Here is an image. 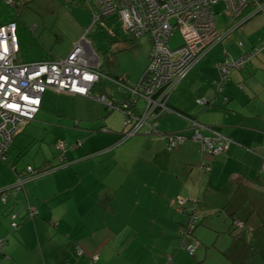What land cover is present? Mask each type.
Here are the masks:
<instances>
[{
	"label": "crops",
	"instance_id": "0c3cea01",
	"mask_svg": "<svg viewBox=\"0 0 264 264\" xmlns=\"http://www.w3.org/2000/svg\"><path fill=\"white\" fill-rule=\"evenodd\" d=\"M247 15L248 12H245L237 19L231 17L245 20V23L248 21ZM249 29V32L243 33L244 43L234 45V48L227 43L219 46L221 41L232 35L234 29L231 32L225 30L223 40L209 50L172 92L168 107L177 113L167 114L157 120V132L148 134L144 129L142 136L139 133L140 137L134 140L135 151L128 150L133 141L121 147L127 140L123 141L115 122L108 119L112 111L106 110L105 114L103 104L99 103L100 106L90 99L68 93L47 91L42 99L40 113L33 123L44 122L52 107H59L62 100L69 103L68 108L75 113H67L66 118L69 121L76 120L75 130L71 133L57 131L70 142L69 151L63 153L68 166L58 172L39 175L21 191L10 190L6 202L0 197V239L6 240V245L0 250V264H110L120 256L121 250L114 249L113 252L104 246L98 248L94 243H85L89 235L78 236V230L93 218L90 214L102 219L103 223L107 219L105 214L116 215L115 204L119 198L127 203L120 219L124 222L126 233L131 222L142 224L144 217L147 222L155 218L164 226L168 224L167 227L172 228L171 233L174 232V239L178 237V230L192 219V214L199 221L195 230L199 238L204 221L212 227V232L221 234L229 229L234 220H240L246 224L244 239H250L251 243L248 249L238 252L236 263L246 262L247 257H242L244 254L253 256L259 251L264 255V26H251ZM257 49L258 54L251 58L245 68L232 70L224 90L217 93L218 62L250 56ZM99 69L102 71L100 60ZM141 80L134 85L131 82L127 84L136 87ZM107 83L114 87L111 93L107 90ZM102 89L95 94L106 96L115 107L123 106L130 98L129 93L125 97L123 92L126 91H121L106 80ZM199 100L206 103L201 105ZM140 102L139 107L144 108ZM187 118L202 127L200 133L204 137H211L215 132L229 138L233 142L229 150L215 157L203 153L200 145L192 140L193 123ZM103 129L107 131L103 132ZM172 133L187 136L189 140L169 150L164 135ZM78 141L82 143L80 148L74 146ZM128 158L135 159L136 173L124 166ZM109 162L121 165V172L114 183L111 180L116 172L109 173L108 177L104 174L103 164ZM48 164L52 165L46 158L36 167ZM0 168L8 172L1 163ZM129 174L136 177L135 182ZM12 182V176L8 173L6 178H0V189L9 187ZM148 185L152 186V192L145 195L147 193L143 191ZM104 202L110 208L106 212L101 208ZM64 204H67L66 209L56 214ZM149 205L151 209L142 211L143 206ZM29 206H35L38 211L33 221L29 218ZM128 206L132 209L129 210ZM95 209H99L97 214ZM74 211L76 213L73 215ZM219 212L224 214L219 216ZM12 215H17V222L22 223V227L17 230L13 227ZM211 216L216 225L210 219L206 220ZM64 220L68 223L67 230L60 233ZM221 225L224 227L221 228ZM43 228L48 234L49 231L62 234L66 243L46 250L42 245ZM105 229L107 231L101 238L108 235L112 241V229L107 226ZM132 229L136 230L134 227ZM93 230L91 235L94 236L91 238L96 240L98 233ZM134 233L131 231L129 234L131 240ZM171 242L174 246L175 241ZM78 249L83 251L82 255H78ZM129 250L135 251V248H126L125 253ZM168 251L165 254H171V250ZM30 256L33 259H29ZM94 257H98L96 263L92 262ZM166 263L174 264V259L169 257Z\"/></svg>",
	"mask_w": 264,
	"mask_h": 264
},
{
	"label": "rangeland",
	"instance_id": "374dc122",
	"mask_svg": "<svg viewBox=\"0 0 264 264\" xmlns=\"http://www.w3.org/2000/svg\"><path fill=\"white\" fill-rule=\"evenodd\" d=\"M5 1L0 0V25L11 22H17L18 24V37L20 41L18 63L29 64L66 59L70 55L74 45L85 38L99 58L100 67L106 75L118 76L124 79L127 77L126 82H131L134 85L142 79L143 74L146 72L145 70H147L150 64L152 51L150 36L144 35L140 39H135L127 35L118 13H114L106 18L104 28L92 27L93 12L90 6L95 8V0H14L20 3L19 9L8 6ZM214 8L217 14L216 24L218 31L221 33V40L224 38L225 30H230L229 32H231L234 29L232 35L227 40L219 43L221 47L227 43L231 45V48H234V45L244 43V38H242L243 33L249 32L251 26H264V12L244 23L245 20H235L231 16L222 14L224 11L222 3L216 5ZM19 14L20 16H18ZM238 26L241 27L237 29ZM181 45L182 35L180 32L175 31L170 37L169 46L172 50H176ZM231 59L234 58H229L228 60ZM103 82L102 80V84ZM107 85V90L111 93L114 87L110 83H107ZM123 93L125 97H128V92ZM93 103L102 106L96 101ZM60 104L59 107H52L50 113L45 116L44 122L26 124L22 128V131L16 136L9 149L7 160L4 162L0 159V163L8 171L3 172L2 168H0V178H6L9 173L12 176V183L17 184L19 177H25L29 168L40 169L42 166H36L40 165L41 160L45 161L47 158L52 163V165L48 164V166H45L48 169H51V166L55 168L58 165L60 156L63 154L59 146L64 144L66 146L64 152L67 153L70 149V142H67V138H64L57 131H68L71 133L75 130L74 123L76 121H69V118H66L67 113L69 115L75 113V111H71L68 108L67 104L69 103L62 100ZM140 105L144 106L145 103L141 101ZM102 108L105 110V114H107L109 109H106L104 106ZM108 117V119L115 122L116 128L119 130L122 138L130 131L131 127L125 126L126 115L123 112L113 110ZM188 121L192 122L193 120L188 119ZM144 133L145 130H142L139 135L142 136ZM139 135L128 139L121 147L128 146L133 141L128 150H137L134 148V140L140 137ZM134 162V158H128V163L126 165L122 163V165L128 166L132 173H136V170H134L136 162L135 164ZM109 163L103 164L104 174L108 177L109 173L116 172L111 180V183H114L115 181L117 182L119 173L121 172V165ZM53 172H58V170H53ZM53 172H48L47 174ZM131 178L135 182L136 177L133 175ZM151 192L152 186H145L143 193L149 195ZM120 199L116 200V215L113 213L105 214L107 219L103 223L102 219L95 218V216L90 214L89 216L93 218L89 220V223H87L88 221L85 222V226L80 227L81 229L78 230V236L86 237V235H89V239L84 241L85 243H94L95 247L98 248L104 246V248L107 247L113 252L114 249L121 250L119 252L120 256L110 264H165L168 262L169 257L174 259V264H238L235 261L238 252L250 247V239H244L243 236L237 237L232 232L230 233L228 229L226 230L227 232L225 231L221 234L212 232L210 229L212 227L205 221L204 225L200 227V238L195 231L196 234L192 237L186 238L183 234L180 235L178 233V237L174 239V232L171 233L172 228L167 227L168 224L164 226V224L162 225L155 218H151L147 222L145 217L142 220V224L135 225L131 222L132 225L128 226V233H126L124 231V222H121L120 219L127 203L120 201ZM104 203L101 208L103 212H106L108 206ZM66 207L67 204L60 206L56 214H59ZM98 207L96 206V208ZM128 209H132L131 206H128ZM141 209L142 211L151 209V206H143ZM98 210L95 209L96 214ZM75 213L74 211L73 215ZM101 214L104 213L101 212ZM222 214L224 212H219L217 215L221 216ZM118 215H120V218H117ZM207 219H210L216 225L214 217L211 216ZM113 221L116 223V226ZM67 225V221L64 220L60 233H64V229L67 230ZM106 226L112 229V241L108 235L101 238L107 231L105 229ZM133 227L136 230L132 229ZM220 227L223 228L224 226L221 225ZM93 229L98 233L96 240H92L91 238L94 236L91 235ZM44 230L45 228H43L41 235L42 245L46 250L66 243L62 234H57L55 231H49L48 234L47 230L46 232ZM131 231L135 232L133 240H131L129 235ZM182 236L184 239H182ZM171 241H175L174 246ZM169 245L174 248L171 249ZM183 246L193 248L192 254L184 250ZM126 248H135V251L129 250L128 253H125ZM137 249L140 256H136ZM168 249L171 250V254L169 255L165 254L169 252ZM30 257L29 259H33V256ZM242 257H247L244 264H264V255L259 251H256L253 256H246L244 254ZM23 264L25 263L23 262Z\"/></svg>",
	"mask_w": 264,
	"mask_h": 264
},
{
	"label": "built area",
	"instance_id": "2783aa9c",
	"mask_svg": "<svg viewBox=\"0 0 264 264\" xmlns=\"http://www.w3.org/2000/svg\"><path fill=\"white\" fill-rule=\"evenodd\" d=\"M5 3L13 8L20 7L14 0H6ZM220 3L224 6L222 14L235 19L248 12L247 21L264 12V0H96L94 25L100 23L103 18L118 13L127 33L137 39L144 35L150 36L152 44L150 64L136 87L129 86L123 79L110 80L100 72L99 60L85 38L74 45L66 59L18 63L20 52L18 24L11 22L0 25V159L6 161L16 136L27 123L35 120L40 112L43 96L48 90L88 98L112 110L123 112L126 115L125 126L131 127L122 138L123 141L138 135L144 129L148 134L157 132L156 121L174 113L168 107L172 92L209 50L221 41L214 8ZM175 31L181 33L182 45L172 50L169 41ZM258 52L257 49L250 56L219 63L217 69L220 79L216 83L217 93H222L232 70L245 68ZM102 80H110L121 91L128 92L130 96L128 102L115 107L106 96L93 94L95 86ZM140 101L145 103L144 108L139 107ZM198 103L203 105L206 102L199 100ZM192 123L194 128L192 140L197 142L201 151L208 156L223 154L233 143L229 138L215 132L211 137H204L200 133L202 127L195 121ZM106 131L105 129L104 132ZM164 138L167 140L169 150H174L189 140L187 136L178 133L165 135ZM59 149L64 150L65 145L61 144ZM64 160V157L60 158L62 168L67 166L63 163ZM53 170H57V167L50 172ZM262 171L264 173V164ZM39 175L43 174L29 168L27 175L19 177L17 184L3 188L1 192L3 202L7 201L10 190L24 189L29 181ZM29 211L31 215L37 214L35 207H29ZM12 219H17V216L13 215ZM3 245V241L0 240V248ZM188 250L190 253L193 252V248Z\"/></svg>",
	"mask_w": 264,
	"mask_h": 264
},
{
	"label": "trees",
	"instance_id": "16d2710c",
	"mask_svg": "<svg viewBox=\"0 0 264 264\" xmlns=\"http://www.w3.org/2000/svg\"><path fill=\"white\" fill-rule=\"evenodd\" d=\"M19 3V2H18ZM20 4V3H19ZM91 7V10H92V12H93V14L94 13H96L97 12V9H96V7H97V4H96V0H95V8H93L92 6H90ZM16 9H19V7L18 8H16ZM110 16V15H109ZM109 16H107V17H109ZM106 17V18H107ZM106 18H103L102 19V21L100 22V23H97V24H93L92 25V27H96V28H104V26L106 25ZM17 23V22H16ZM125 30V29H124ZM126 32V31H125ZM127 33V32H126ZM127 35H130V36H132V37H134L135 38V36L134 35H132V34H129V33H127ZM135 39H137V38H135ZM138 39H140V38H138ZM19 46H20V41H19ZM58 60H60V59H58ZM54 61H57V60H54ZM226 60H223V61H220V62H218V64L219 63H222V62H225ZM53 62V61H52ZM250 62V61H249ZM248 65V64H247ZM246 65V66H247ZM216 69H217V66H216ZM99 71H100V69H99ZM100 72H102V71H100ZM217 72H218V69H217ZM103 73V72H102ZM104 74V73H103ZM218 74H219V72H218ZM105 75V74H104ZM145 75V74H144ZM107 76V75H106ZM144 77V76H143ZM110 80H119V79H123V80H125L124 78H119V79H113V78H111V77H108ZM143 79V78H142ZM219 79H220V76H219ZM110 80H106L107 82H110ZM104 82H103V84H102V82L99 84V85H97V86H95V88H94V90H93V94H95L96 92H98V91H103V89H102V87H103V85L105 84V80H103ZM219 81V80H218ZM217 81V82H218ZM216 82V83H217ZM112 83V82H111ZM113 84V83H112ZM49 91V90H48ZM96 95V94H95ZM97 96V95H96ZM88 99V98H87ZM110 111H113L112 109H110V108H108ZM41 110V109H40ZM174 111V110H173ZM160 111H158V113H159ZM40 113V112H39ZM38 113V114H39ZM174 113H177V112H175L174 111ZM37 114V115H38ZM37 117V116H36ZM35 120H36V118H35ZM35 120H33V121H31V122H29V123H27V124H31V123H33V122H35ZM104 130L105 129H103L102 131L104 132ZM232 145V144H231ZM74 146H76V148H80L81 146H82V143L81 142H77ZM65 148H66V146H65ZM230 148V147H229ZM66 149H64V150H62V152L63 153H65L64 151H65ZM229 150V149H228ZM225 153V152H224ZM64 156V154H62L61 155V157H63ZM60 157V158H61ZM7 160V159H6ZM5 162V161H4ZM63 163H65L67 166H68V164L66 163V160H64L63 161ZM61 164V163H60ZM263 164H264V160H263ZM263 164H262V166H263ZM62 165V164H61ZM56 168V167H55ZM65 168V167H64ZM52 169H54L53 167H51V169H48V168H46V167H42V168H40V169H34L38 174H46V173H48V172H50ZM59 169H62V167L60 166V165H58L57 166V170H59ZM56 171V170H55ZM1 190V189H0ZM1 192H2V190H1ZM0 192V197L2 198V193ZM10 194V192L8 193V197L10 196L9 195ZM8 197H7V199H8ZM29 207H35V206H29ZM29 207H28V212H29V218L33 221V220H35V218L38 216V211H37V214L36 215H31V212L29 211ZM36 208V207H35ZM36 210H37V208H36ZM17 216V215H16ZM194 216H195V214H192L191 215V220L189 221V223L187 224V225H183L182 226V229L181 230H178V233H182L183 235H184V237H192V236H194V232H195V230L197 229V227H198V224H199V221H198V218L197 217H195L194 218ZM12 217H13V215H12ZM17 218H18V216H17ZM194 220H195V223H193L194 222ZM14 221V224H13V227H14V229L15 230H17V229H19L20 227H22V223H20V222H17V219H15V220H13ZM238 222H239V224H240V226H238ZM245 223H243L242 221H240V220H234L233 222H232V224H231V226L229 227V232L231 233L232 232V234L233 235H236L237 237L238 236H242L243 235V237H244V231H245ZM180 229V228H179ZM182 239H184L183 238V236H182ZM0 240H2L3 241V247L6 245V240L5 239H0ZM3 247H1L0 248V250H2L3 249ZM183 249L184 250H186L187 252H189V248H187L186 246H183ZM190 253V252H189ZM78 254L79 255H82L83 254V251L81 250V249H78ZM190 254H192V253H190ZM95 258L96 257H94L93 258V260H92V262L93 263H96L97 261H98V258H97V261L95 262Z\"/></svg>",
	"mask_w": 264,
	"mask_h": 264
},
{
	"label": "snow or ice",
	"instance_id": "6c2138e0",
	"mask_svg": "<svg viewBox=\"0 0 264 264\" xmlns=\"http://www.w3.org/2000/svg\"><path fill=\"white\" fill-rule=\"evenodd\" d=\"M14 39V38H13ZM5 51H7V47L5 45ZM86 79H91V77H86Z\"/></svg>",
	"mask_w": 264,
	"mask_h": 264
},
{
	"label": "water",
	"instance_id": "95a60500",
	"mask_svg": "<svg viewBox=\"0 0 264 264\" xmlns=\"http://www.w3.org/2000/svg\"><path fill=\"white\" fill-rule=\"evenodd\" d=\"M13 190H16V189H13ZM23 190V189H22ZM18 191H21V190H18Z\"/></svg>",
	"mask_w": 264,
	"mask_h": 264
},
{
	"label": "bare ground",
	"instance_id": "6f19581e",
	"mask_svg": "<svg viewBox=\"0 0 264 264\" xmlns=\"http://www.w3.org/2000/svg\"><path fill=\"white\" fill-rule=\"evenodd\" d=\"M224 9V8H223Z\"/></svg>",
	"mask_w": 264,
	"mask_h": 264
}]
</instances>
